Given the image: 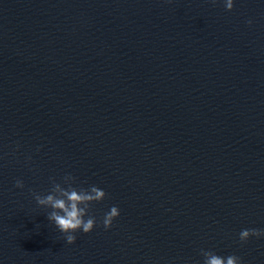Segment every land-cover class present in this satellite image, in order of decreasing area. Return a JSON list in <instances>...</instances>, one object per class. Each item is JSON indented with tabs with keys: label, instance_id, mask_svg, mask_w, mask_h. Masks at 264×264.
<instances>
[{
	"label": "water",
	"instance_id": "95a60500",
	"mask_svg": "<svg viewBox=\"0 0 264 264\" xmlns=\"http://www.w3.org/2000/svg\"><path fill=\"white\" fill-rule=\"evenodd\" d=\"M66 174L107 194L74 244L32 195ZM252 228L264 0H0V264H264Z\"/></svg>",
	"mask_w": 264,
	"mask_h": 264
},
{
	"label": "clouds",
	"instance_id": "9594fccd",
	"mask_svg": "<svg viewBox=\"0 0 264 264\" xmlns=\"http://www.w3.org/2000/svg\"><path fill=\"white\" fill-rule=\"evenodd\" d=\"M211 2L215 4L216 0H211ZM233 7L234 0H225L227 11H231ZM247 23L251 25L252 21L248 20ZM28 159L30 160L31 157ZM49 179L51 188L48 194L41 195L33 191L32 195L37 205L51 209L47 214V219L53 222L59 232L64 235L66 243L74 244L77 239L75 233L79 231L90 233L97 226L96 217L90 214L91 208L94 203L103 201L107 194L95 185H91L89 188L74 187L77 178L71 174H66L62 178V183L57 182L53 177ZM15 187L24 188L23 181L17 179ZM119 215V208L112 206L101 221L103 228L110 229L113 226V221ZM250 237H264V229H242L239 233L241 244L246 243ZM200 254L204 258L203 264H242L241 258L236 255L221 257L211 250L203 249Z\"/></svg>",
	"mask_w": 264,
	"mask_h": 264
}]
</instances>
